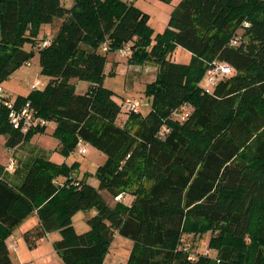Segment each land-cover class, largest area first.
<instances>
[{
    "label": "trees",
    "instance_id": "1",
    "mask_svg": "<svg viewBox=\"0 0 264 264\" xmlns=\"http://www.w3.org/2000/svg\"><path fill=\"white\" fill-rule=\"evenodd\" d=\"M72 2L0 0V82L39 56L48 82L17 96L16 108L30 102L56 124L64 158L82 141L106 161L95 186L77 177L78 162L39 154L14 172L0 165V264H13L7 240L34 213L39 227L26 242L58 232L64 264H104L115 235L133 242L126 264H264V0H180L155 40L132 2ZM56 19L58 31L35 50L41 26ZM127 45L129 64L155 63L158 73L145 90L150 112L126 110L120 125L122 105L105 86L115 71L106 69L108 54ZM178 47L192 54L188 64L172 61ZM215 63L231 72L205 86ZM73 80L88 90L78 94ZM9 111H0L7 148L46 132L14 129ZM79 211L94 213L83 234L73 225ZM208 233L217 258L195 257L185 236Z\"/></svg>",
    "mask_w": 264,
    "mask_h": 264
},
{
    "label": "rangeland",
    "instance_id": "2",
    "mask_svg": "<svg viewBox=\"0 0 264 264\" xmlns=\"http://www.w3.org/2000/svg\"><path fill=\"white\" fill-rule=\"evenodd\" d=\"M123 1L132 2L134 6L148 15V25L154 32V40L159 34L164 33L168 27L173 11L180 2V0ZM62 3L65 7L69 8L73 5L72 0H62ZM61 22L62 20L56 19L52 24H44L41 26V33L38 44L34 47L35 50H38V46L41 45L42 37H48V39H50V37L58 31ZM25 49L31 50L32 47L31 45H26ZM129 56L130 55L122 56L119 52L109 53L108 66L106 69L107 73L115 71L114 76L107 77L105 86L114 92L115 99L122 105V111L118 120L120 125H124L128 116L125 113L127 110L125 101H140V113L143 116H146L148 112H150L151 102L145 96V90L146 86L155 80L158 73V66L155 63H147L142 66L131 65L128 62ZM191 59L192 54L181 47H178L172 55V61L176 63L188 64ZM37 82L40 83L39 89L44 88L48 82V78L41 74L39 56H36L30 65L27 64L14 72L9 79L3 83V86L6 96L9 99L16 100L17 96H25L30 93L32 85ZM72 83L77 86L78 94H84L88 90V82L73 80ZM202 84L205 86L207 85L206 79H204ZM186 108L184 112L191 110L189 107ZM55 128V123H49L45 133L36 134L29 143L17 148L16 151L6 147L8 135H1L0 165L7 169L8 165L10 166L13 164L14 169L12 172H14L19 160L28 162L41 154L57 164L66 163L72 165L78 162L77 177L83 179L85 175H88V182L94 186L97 185L98 180L93 175L98 167L104 164L106 156L91 145L87 146L88 152L86 154H80L79 149L81 145H78L70 157L64 158L58 150L59 141L54 136ZM62 181V179H59V182ZM132 200L133 197L130 195H123L120 198V201L127 205H130ZM93 214V212L88 213L79 211L73 217V225L78 234H83L90 230L87 221ZM38 227L39 218L37 214L34 213L23 225L21 224L15 230V241L14 239L10 240L11 242L14 241L13 243L15 245L10 250L13 264H64L55 250V242L61 240V236L58 232L51 233L49 236L47 235L45 238L39 240L36 247L31 248L28 245L22 235L25 234L26 231L35 232ZM210 238L211 233L202 236L190 235L185 236V242L191 245V251L194 253V256L196 255L198 257L200 254H203L209 256L211 259H216L218 254L213 250H210L209 254H205L208 249ZM132 247L133 242L130 239L115 235L104 264H126Z\"/></svg>",
    "mask_w": 264,
    "mask_h": 264
},
{
    "label": "built area",
    "instance_id": "3",
    "mask_svg": "<svg viewBox=\"0 0 264 264\" xmlns=\"http://www.w3.org/2000/svg\"><path fill=\"white\" fill-rule=\"evenodd\" d=\"M50 43L49 40H46L44 42V46H48ZM130 46L127 45L124 49L118 51L120 55L126 56L128 55L131 50ZM105 51H107V48H104ZM29 65V64H28ZM231 72V68L228 67L225 64H217L215 65L208 71L207 73V80L206 83L209 86H215L217 83V77L220 75L224 74H229ZM40 83L37 82L32 85L31 89H37L39 88ZM16 100L9 99L4 90L3 83L0 82V111L4 107L9 109V119L11 124L13 125L14 129L21 130L23 133H27L30 129L32 128H37V127H47L48 126V121L39 117L37 114V111L32 108L31 103L28 102L25 105H22L18 108H16ZM125 104L127 106V111L130 113H139L140 112V107H141V102L140 101H125ZM79 145H81L79 149L80 154H86L88 152L87 146L88 144L84 142H80ZM10 169H13L14 166L11 164ZM210 250H206L205 254H209Z\"/></svg>",
    "mask_w": 264,
    "mask_h": 264
},
{
    "label": "crops",
    "instance_id": "4",
    "mask_svg": "<svg viewBox=\"0 0 264 264\" xmlns=\"http://www.w3.org/2000/svg\"><path fill=\"white\" fill-rule=\"evenodd\" d=\"M27 95V94H26ZM13 151H16V149L15 150H13ZM38 153V152H37ZM12 172V171H11ZM36 214V213H35ZM27 220H25L23 223H22V225L26 222ZM14 233H15V231H14ZM14 233H13V235L10 237V239H8L7 240V243H8V245H9V248H10V250H11V248L12 247H14L15 245H14V241H15V238H14ZM27 233V231L25 232V234ZM25 234H21L22 236H24V238H25ZM49 236V235H48ZM11 239H14V241L13 242H11L10 240ZM15 244H16V242H15Z\"/></svg>",
    "mask_w": 264,
    "mask_h": 264
}]
</instances>
